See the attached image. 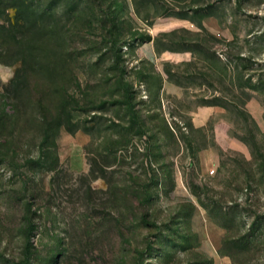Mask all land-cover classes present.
Segmentation results:
<instances>
[{
  "label": "rangeland",
  "instance_id": "rangeland-1",
  "mask_svg": "<svg viewBox=\"0 0 264 264\" xmlns=\"http://www.w3.org/2000/svg\"><path fill=\"white\" fill-rule=\"evenodd\" d=\"M0 264H264V0H0Z\"/></svg>",
  "mask_w": 264,
  "mask_h": 264
},
{
  "label": "trees",
  "instance_id": "trees-1",
  "mask_svg": "<svg viewBox=\"0 0 264 264\" xmlns=\"http://www.w3.org/2000/svg\"><path fill=\"white\" fill-rule=\"evenodd\" d=\"M15 39H17L20 44L19 48L22 63V69L18 70L16 76L20 72H27V70H29L28 68L34 72H39L41 69H44L41 63L45 57L44 47L39 45L35 40H32V35L30 37L25 30H23L20 35L17 34ZM37 65L38 67L36 68L35 66Z\"/></svg>",
  "mask_w": 264,
  "mask_h": 264
},
{
  "label": "crops",
  "instance_id": "crops-1",
  "mask_svg": "<svg viewBox=\"0 0 264 264\" xmlns=\"http://www.w3.org/2000/svg\"><path fill=\"white\" fill-rule=\"evenodd\" d=\"M140 52L145 60L148 62L155 64L158 62V56L155 50V43L154 41H149L144 43L140 47ZM216 112L214 107L205 106L199 108L193 117V124L197 127H203L207 124V122L210 120V118L214 115Z\"/></svg>",
  "mask_w": 264,
  "mask_h": 264
},
{
  "label": "built area",
  "instance_id": "built-area-1",
  "mask_svg": "<svg viewBox=\"0 0 264 264\" xmlns=\"http://www.w3.org/2000/svg\"><path fill=\"white\" fill-rule=\"evenodd\" d=\"M210 173H211V174H213V173H214V171H211Z\"/></svg>",
  "mask_w": 264,
  "mask_h": 264
}]
</instances>
